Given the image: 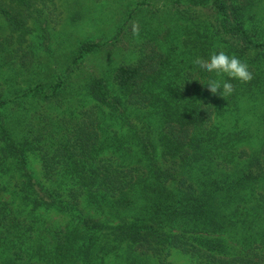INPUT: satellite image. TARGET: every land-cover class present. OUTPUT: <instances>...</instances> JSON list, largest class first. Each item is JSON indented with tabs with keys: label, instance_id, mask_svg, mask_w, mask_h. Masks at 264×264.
<instances>
[{
	"label": "trees",
	"instance_id": "1",
	"mask_svg": "<svg viewBox=\"0 0 264 264\" xmlns=\"http://www.w3.org/2000/svg\"><path fill=\"white\" fill-rule=\"evenodd\" d=\"M167 2L159 24L130 29L136 56L103 75L4 77L0 264H171L174 250L192 264H264V0ZM55 9L0 0V67L23 72L27 36L45 37ZM98 48L79 43L71 64ZM216 51L253 73L226 99L193 63Z\"/></svg>",
	"mask_w": 264,
	"mask_h": 264
},
{
	"label": "rangeland",
	"instance_id": "2",
	"mask_svg": "<svg viewBox=\"0 0 264 264\" xmlns=\"http://www.w3.org/2000/svg\"><path fill=\"white\" fill-rule=\"evenodd\" d=\"M167 6V0H57V9L50 15L44 31L45 37L42 36V31L37 29L27 36V41L23 44V47L34 50L32 56L27 55L25 58L23 72L11 71V68L1 65L0 85H5L4 77L8 73H15L13 83L17 82V86L21 87L58 82L59 74V77L62 76L67 82L79 76L85 78L84 76L89 75H103L108 69L136 56L137 42L133 37V30L130 29H135L136 33L142 25L141 19H145L147 24L151 23L150 26L159 24L160 11L165 10ZM125 10L134 12L127 15ZM74 17L75 20H72ZM160 23L162 28L169 24L166 21ZM120 26H123L120 33L123 32L114 38L112 30ZM83 41L100 43V48L86 54L72 65L70 56ZM12 47L18 46L14 44ZM14 54L12 52V55ZM12 68L21 69L18 65H13ZM65 68L74 70L72 73L66 70L64 74ZM68 73L70 77L67 78L65 75ZM31 168L36 177L42 179L39 163L34 158ZM2 180L5 179H0V182H3ZM60 217L56 216L57 219ZM169 260L171 264H192L187 256L176 250L172 252Z\"/></svg>",
	"mask_w": 264,
	"mask_h": 264
},
{
	"label": "clouds",
	"instance_id": "3",
	"mask_svg": "<svg viewBox=\"0 0 264 264\" xmlns=\"http://www.w3.org/2000/svg\"><path fill=\"white\" fill-rule=\"evenodd\" d=\"M193 63L200 72L211 74L202 85L225 99L235 91L232 81L247 82L253 76L247 63L224 51L213 52L207 59L198 57Z\"/></svg>",
	"mask_w": 264,
	"mask_h": 264
}]
</instances>
